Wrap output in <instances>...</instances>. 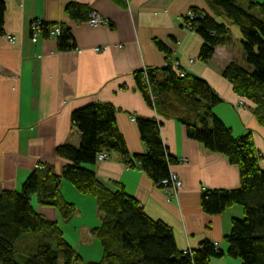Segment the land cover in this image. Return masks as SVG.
<instances>
[{"label":"crops","instance_id":"1","mask_svg":"<svg viewBox=\"0 0 264 264\" xmlns=\"http://www.w3.org/2000/svg\"><path fill=\"white\" fill-rule=\"evenodd\" d=\"M0 1L6 5L0 35V193L20 192L37 164L54 167L60 176L69 161L57 156L56 149L63 144L80 146V133L70 123L72 111L108 103L118 110L116 121L130 158L146 153L137 119L161 121L165 151L178 162L170 172L177 174L182 188L167 202L164 191L142 169L137 165L127 168L121 154L115 152H108L106 160L87 167L105 187L116 192L122 186L149 218L166 223L181 251L197 249L207 240L217 242L225 255L231 220L243 217L242 208L233 205L222 214L207 215L200 197L207 190L238 189L239 170L223 155L189 139L175 120L158 118L147 106L134 75L147 67L166 65L164 53L154 43L162 42L170 50V63L178 64L173 66L178 72L203 78L220 96L223 103L214 107L213 113L231 128L233 136L251 130L262 158L259 167L264 170V128L258 126L252 114L254 104L234 94L221 75L225 66L243 60L239 29L208 0H129L125 5L114 0ZM68 5H74L71 14L65 11ZM190 9L217 18L230 30V43L216 47L206 62L199 60L203 40L183 23ZM90 12H96L108 24L90 26ZM36 19L70 31L74 47L60 51L56 39L48 37L33 43L28 25ZM4 36L15 38V42L10 43ZM235 43L239 47H234ZM102 47H106L103 52H95V48ZM59 189L62 199L76 207L69 220L64 222L58 211L39 205L36 195L30 199L32 207L46 220L59 224L66 242L84 262H98L101 247L92 229L99 227L102 213L96 209L94 198L81 195L65 179ZM46 235L28 234L16 246L32 253ZM238 261L223 256L212 258L209 264H240Z\"/></svg>","mask_w":264,"mask_h":264},{"label":"trees","instance_id":"2","mask_svg":"<svg viewBox=\"0 0 264 264\" xmlns=\"http://www.w3.org/2000/svg\"><path fill=\"white\" fill-rule=\"evenodd\" d=\"M125 5L129 0H114ZM212 7L242 36L243 61L230 63L221 75L232 86V92L248 99L254 108L256 123L264 128V0H208ZM74 5L65 9L71 14ZM6 5L0 1V35L3 34ZM196 11V10H195ZM41 37H48L49 28L58 27L42 22ZM61 28V26H59ZM203 40L199 60L212 58L216 47L230 43V30L217 18L203 14L192 21V29ZM58 50L69 51L72 35L62 29ZM164 53L166 65L136 72L135 80L148 107L158 118L173 119L184 127L189 139L199 142L204 149L219 153L239 170L240 185L235 190L202 192L200 205L209 215L224 213L230 206L242 208L243 217L231 220V230L225 237L226 254L241 264H264V170L260 169L261 154L254 146L251 130L238 137L213 113L222 104L219 95L203 78L178 72L170 63V50L154 41ZM115 110L108 103H94L72 111L70 123L80 133V146L63 144L55 151L69 163L59 176L54 167L42 165L35 169L21 185L20 192L0 193V264H209L212 258L221 259L223 250L216 251L214 242L202 241L197 249L181 251L176 247L172 229L161 220L149 218L137 200L128 196L123 187L116 192L105 187L87 166L96 163L98 153L115 152L122 156L126 167L136 166L155 184L170 175V167L178 163L165 151L160 136L161 121L138 118L137 128L146 153L130 158L126 142L119 131ZM129 161V163L126 162ZM67 180L81 195L94 198L96 209L102 213L99 227L92 233L101 247V259L86 263L66 242L57 222H50L35 211L30 199L37 196L39 205L58 211L66 222L74 213L75 205L63 200L61 180ZM47 235L32 253L20 251L17 242L28 234Z\"/></svg>","mask_w":264,"mask_h":264},{"label":"built area","instance_id":"3","mask_svg":"<svg viewBox=\"0 0 264 264\" xmlns=\"http://www.w3.org/2000/svg\"><path fill=\"white\" fill-rule=\"evenodd\" d=\"M200 17H203V13L202 12H198L195 11L193 9L188 10V12L185 14L184 18H183V23L185 25V27L189 30L192 29V21H194L195 19H200ZM88 24L91 26H101V25H107L108 23L106 22V20L100 16L99 14H97L96 12H90V18L88 20ZM42 21L39 19L33 20L29 23V37L31 38V41L33 43L37 42V40L41 37V28H42ZM61 32V28L58 27H54V28H49L48 30V38H56L58 37V35ZM6 38H8L10 43H14L15 42V38L10 37V36H4ZM106 49V47H102V48H95V52H103V50ZM176 66L178 67V64L174 63ZM143 76L146 77V68L143 69ZM240 106H243V103L240 102L239 103ZM131 120L135 121L134 118H132ZM108 157V154H106L105 152H100L98 153L97 157H96V161H103L106 160ZM127 163H129L128 160H126ZM135 164L138 165V162L135 161ZM35 169H42L41 165H35L34 166ZM130 168V167H127ZM156 185L162 189V191H164L165 195H166V200L167 202H169L173 197L177 196L178 191L182 188V184L180 179L178 178L176 173H171L167 179H163V181H159L156 183ZM214 248L216 249V251L219 250V245L217 242H214Z\"/></svg>","mask_w":264,"mask_h":264},{"label":"rangeland","instance_id":"4","mask_svg":"<svg viewBox=\"0 0 264 264\" xmlns=\"http://www.w3.org/2000/svg\"><path fill=\"white\" fill-rule=\"evenodd\" d=\"M257 1H262V0H257ZM238 3H239L240 6L245 7L244 4H243V5L241 4L240 0H238ZM232 26H234L235 28H237L235 25H232ZM237 29H238V28H237ZM233 37H234V36H233ZM234 47H239V44H238V43H235V44H234ZM239 62H240L239 64H240L245 70H246V69L250 70V66H249L245 61H243L242 59H240ZM226 251H227V250H226ZM225 253H226V252H225ZM224 256L228 257L227 254H225ZM228 258H229V257H228ZM232 259H233V258H232ZM235 260H237V259H235ZM238 262H240V261H238ZM240 264H241V263H240Z\"/></svg>","mask_w":264,"mask_h":264}]
</instances>
